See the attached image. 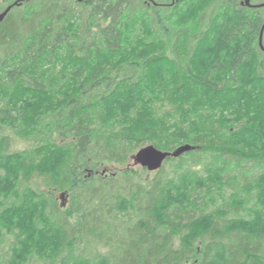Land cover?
<instances>
[{
    "label": "trees",
    "instance_id": "1",
    "mask_svg": "<svg viewBox=\"0 0 264 264\" xmlns=\"http://www.w3.org/2000/svg\"><path fill=\"white\" fill-rule=\"evenodd\" d=\"M16 2L0 23V264H264L255 10L0 0V14ZM150 145L194 149L132 167Z\"/></svg>",
    "mask_w": 264,
    "mask_h": 264
},
{
    "label": "water",
    "instance_id": "2",
    "mask_svg": "<svg viewBox=\"0 0 264 264\" xmlns=\"http://www.w3.org/2000/svg\"><path fill=\"white\" fill-rule=\"evenodd\" d=\"M25 1V0H22ZM22 2H16L15 4L9 6L5 12L0 14V23H2L9 12L13 7L19 5ZM194 149V146L184 145L179 147L174 152H164L162 150L157 149L156 147L150 145L142 148L133 156V163L135 166H140L142 168L147 169L149 172H157L162 167L167 159L170 158H178L186 152H189Z\"/></svg>",
    "mask_w": 264,
    "mask_h": 264
},
{
    "label": "flooded vegetation",
    "instance_id": "3",
    "mask_svg": "<svg viewBox=\"0 0 264 264\" xmlns=\"http://www.w3.org/2000/svg\"><path fill=\"white\" fill-rule=\"evenodd\" d=\"M239 5L243 8H249L251 10H255L253 13L249 14L247 17L252 19L253 21L258 20L260 18V31L259 36L252 42V49L259 51L261 55V61L264 62V13L262 9H264V3L257 4L254 0H239Z\"/></svg>",
    "mask_w": 264,
    "mask_h": 264
},
{
    "label": "rangeland",
    "instance_id": "4",
    "mask_svg": "<svg viewBox=\"0 0 264 264\" xmlns=\"http://www.w3.org/2000/svg\"><path fill=\"white\" fill-rule=\"evenodd\" d=\"M255 3L257 4H262L264 3V0H254ZM263 13H264V9H262ZM25 146H22V145H16L14 144L13 146V149H24ZM27 147V146H26ZM132 167H136L137 169H140L142 167L140 166H135L134 163L131 164ZM103 171L105 170V172H119V171H122L123 170V167H115V166H108V167H105L104 169H102ZM170 172V169L168 168L167 170V173ZM60 197V201H62L63 203V207H65L67 204L64 200H66L63 195L59 196Z\"/></svg>",
    "mask_w": 264,
    "mask_h": 264
}]
</instances>
